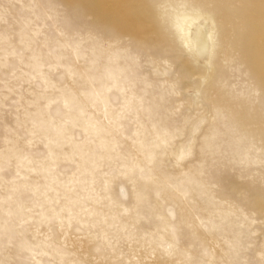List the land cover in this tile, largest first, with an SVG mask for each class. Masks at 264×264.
Instances as JSON below:
<instances>
[{
  "label": "rangeland",
  "instance_id": "obj_1",
  "mask_svg": "<svg viewBox=\"0 0 264 264\" xmlns=\"http://www.w3.org/2000/svg\"><path fill=\"white\" fill-rule=\"evenodd\" d=\"M129 1L0 0V264H264L254 0Z\"/></svg>",
  "mask_w": 264,
  "mask_h": 264
},
{
  "label": "bare ground",
  "instance_id": "obj_2",
  "mask_svg": "<svg viewBox=\"0 0 264 264\" xmlns=\"http://www.w3.org/2000/svg\"><path fill=\"white\" fill-rule=\"evenodd\" d=\"M92 2L97 9L111 14L113 19L120 21L122 26L131 32L146 33L153 29V24L146 14L140 13L137 19L131 16L130 10L137 8L139 4L130 3L129 0H92ZM245 17L250 24L248 39L257 40V45L249 50L254 57L253 61L259 67V75L264 80V7L258 0H254L253 7L247 11ZM187 37L197 53L206 54L209 51V35L200 24L194 23L191 30H188Z\"/></svg>",
  "mask_w": 264,
  "mask_h": 264
}]
</instances>
